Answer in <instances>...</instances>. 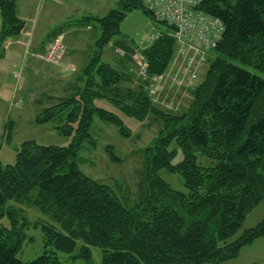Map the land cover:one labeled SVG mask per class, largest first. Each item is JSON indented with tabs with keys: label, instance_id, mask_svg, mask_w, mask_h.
Listing matches in <instances>:
<instances>
[{
	"label": "trees",
	"instance_id": "16d2710c",
	"mask_svg": "<svg viewBox=\"0 0 264 264\" xmlns=\"http://www.w3.org/2000/svg\"><path fill=\"white\" fill-rule=\"evenodd\" d=\"M143 0H119L103 17L86 18L100 25L96 50L81 71L82 86L55 105L42 109L35 119L47 124L66 112L63 125L54 130L72 137L67 147L23 142L14 164L0 163V264H61L58 253L90 258V246L102 252V264H220L238 257L242 248L264 238V219L240 235L247 216L264 200V0H202L200 10L221 20L222 39L208 61L201 82L188 88L191 95L183 109L156 105L148 93L150 78L161 77L176 57L173 28L156 21ZM141 9L161 24L165 32L141 50L147 79L102 60L113 43L127 55L132 49L118 40L126 13ZM0 58L8 38L19 36L25 23L17 16L16 0H0ZM212 52V51H211ZM106 100L122 116L138 123L153 118L161 128L142 149L141 197L125 207L107 185L85 175L77 165L78 153L87 142L94 118L113 125L123 138L130 133L118 114L96 106ZM6 139L11 137L8 121ZM174 144L176 149H170ZM181 161L173 164L177 152ZM105 152L120 162L112 146ZM196 153L215 164L202 167ZM166 170L183 179L185 192L173 190L159 177ZM14 202L34 208L49 222L40 224L44 252L27 263L16 257L28 219ZM39 226V225H35ZM13 238L16 241L12 244Z\"/></svg>",
	"mask_w": 264,
	"mask_h": 264
},
{
	"label": "rangeland",
	"instance_id": "374dc122",
	"mask_svg": "<svg viewBox=\"0 0 264 264\" xmlns=\"http://www.w3.org/2000/svg\"><path fill=\"white\" fill-rule=\"evenodd\" d=\"M231 1L235 2L236 0ZM104 4L105 5H103L100 10V15L98 13L99 17L105 16L109 10L118 7L117 0H105ZM39 7L46 11L48 9L45 0L42 5H39ZM44 17L45 15L43 12L41 20ZM66 21H68V24L63 27V30L68 32L67 38L71 39V44L74 46V49L70 51V55L67 57L69 60L77 62V65H75L77 67V72L72 75L67 73L65 78L61 81L51 82L50 80H46L45 82L40 81L37 85L34 84L35 82L30 84L27 81L24 82L27 70L24 69L21 71L20 63H11L8 65V60L14 58L13 49L11 48L9 51L8 56L10 57L7 58L6 62L7 71L2 77V80H6L9 86H11L10 91H12L16 83H20L23 92L28 88V94L26 96L21 95V97H18L15 100V104L24 107L25 110L14 105L9 112L10 97H0V163L2 166L14 164L21 144L27 140H33L40 145L58 147H67L72 143L71 136L64 137L58 134L53 128L54 126L63 125L65 115L67 114L66 112L57 115L47 124H38L35 122V119L38 116L36 112L38 108H47L57 103L56 100H47V95L63 98L69 97L78 91L79 84L76 80L81 76V69L92 58L94 51L96 50V41L101 36L100 25L96 21L90 20L87 24L83 23L84 19L80 15L68 17ZM88 26L91 27V29L88 28ZM167 30L168 29L164 26L152 20L141 9H133L126 13L125 18L120 25V35L116 36L114 40L125 42V44L132 49L133 54L129 57L130 61H132L134 56L136 60L135 70L140 71L141 67L144 65L142 58L140 57L141 50L149 43V41H146L145 39L143 40L144 36L149 35L154 38L157 33L165 32ZM115 48L112 43L110 46L105 47L102 60L116 68H120L118 62L123 60L121 68L128 67L131 69V62L128 63L125 61V59L128 58H126L127 55H125L120 48L119 51H115ZM4 54L5 50H3L2 53L3 57ZM216 57L217 55L213 51L206 55L205 63L199 72V79L196 83L197 85L201 82L204 76L208 61H212ZM19 59H21V56H19ZM184 63L185 60L183 57H175L165 73L160 77L158 91L154 96L155 98L152 99L160 108H167L166 104L171 103L176 109L180 110L185 108L189 103L191 95L187 93L188 88H178L176 86V78L183 77ZM237 65L264 78V75L254 69L243 67L240 64ZM16 72L21 73L20 78L15 77ZM62 72L60 73H66ZM138 77H140L139 74ZM133 78L134 81L136 75H133ZM24 85L27 86L24 87ZM131 85V87L136 86L135 83H132ZM36 99H39L38 101H40V105L32 103L33 100ZM28 103H32V106L28 105ZM95 104L99 108L118 114L123 121L124 127L131 135L129 138H123L119 135L115 126L105 123L98 118H94L90 129V135L95 141V146H91L87 142L82 145V148L78 153V168L88 177L109 186L125 207H132L141 197V192H139L143 172V157L141 151L156 136L161 128V124L153 118H148L146 121L138 123L132 118L122 116L106 100H97ZM8 121L13 122L11 137L9 140H7L5 136L7 133L5 129L6 125L9 123ZM106 146H112L114 148L115 154L120 159V162L112 163L109 160L105 152ZM170 149H176V146L172 144ZM195 155L197 163L200 166H214L215 163L211 159L203 157L199 153H196ZM181 157L182 156L178 151L173 160V164L180 162ZM158 175L173 190L185 192L183 179L180 175L171 174L166 170L160 171ZM8 205L23 210L19 215L20 223H22V220H20L21 216H25L28 219V225L24 227L23 233L20 236L21 241L16 252V257L23 263L34 261L44 252V233L41 230L40 224L47 223L49 220L34 208H26L14 202H10ZM263 219L264 200L247 216L241 230L235 235V237L240 235L243 230L256 226ZM0 226L8 230L12 228V224L6 216L0 220ZM15 241L16 238H13L11 243L13 244ZM79 246L80 244L77 245V248L71 254L58 253L60 263L102 264V252L98 247H89L90 258L87 260L78 256ZM220 264H264V238L257 239L251 245L242 248L237 258Z\"/></svg>",
	"mask_w": 264,
	"mask_h": 264
},
{
	"label": "crops",
	"instance_id": "0c3cea01",
	"mask_svg": "<svg viewBox=\"0 0 264 264\" xmlns=\"http://www.w3.org/2000/svg\"><path fill=\"white\" fill-rule=\"evenodd\" d=\"M43 1L44 0H16L17 16L25 23V27L19 36L9 38L10 40L7 39L4 49V57L2 56L3 58H0V97H10L8 112L14 107V105L17 106L15 104L16 98L21 97V95L26 96L28 94V88H25L26 90L23 92L20 83H16L12 91H10L11 86H9L6 80H2V77L7 71L6 62L7 58L10 57L8 56L10 49H13L14 58L8 60V65L11 63H20L21 71L24 69L27 70V73L24 77V82L27 81L29 84L35 82L34 84L37 85L40 81H61L63 78H65L67 73L72 75L73 73L77 72V67L75 66L77 65V62H74V60L71 61L67 57L70 55V51L74 49V46L71 44V39L67 38L68 32L63 30V27L68 24V21H66L67 18L73 15H80L83 17V19L99 17L100 10L102 6L105 5V0H45L48 7L46 11L43 10V8L40 9L41 6L39 7V5L43 4ZM118 2L119 0H117V4ZM43 12L45 17L41 20ZM88 22L89 21L87 20L83 21V23L86 24ZM88 28L91 29L89 26ZM56 38H60L63 42L65 54L63 58L57 63H45L42 60V55L45 52L46 45L51 40ZM115 51H117V48H115ZM19 56H21V59H19ZM131 65V69L128 67L127 68L130 69L129 71H131L133 75H136V79L134 81V83H136V81L139 80L137 73L139 70H135L136 60L134 56L131 61ZM60 72L66 73L61 74ZM20 76V72L15 73L16 78H20ZM76 81L79 84L80 89L82 86L81 76L77 78ZM25 86L27 85H24V87ZM63 98L50 95H47L46 97L47 100L56 101H59ZM38 100L39 99L33 100L32 103L40 105V101ZM32 103H28V105L32 106ZM17 107L20 109L23 108L25 110V108L22 106ZM42 109L44 108H38L36 111L37 114H39Z\"/></svg>",
	"mask_w": 264,
	"mask_h": 264
},
{
	"label": "built area",
	"instance_id": "2783aa9c",
	"mask_svg": "<svg viewBox=\"0 0 264 264\" xmlns=\"http://www.w3.org/2000/svg\"><path fill=\"white\" fill-rule=\"evenodd\" d=\"M144 9L159 22H164L173 28L176 41V57H183V77L176 78L178 88L196 86L199 72L205 63L206 55L213 51L222 39L224 26L216 18L202 10V0H143ZM149 35L143 40L152 41ZM63 43L56 38L48 43L42 60L46 63H57L64 54ZM144 64V63H143ZM141 79H147L145 65L138 72ZM148 93L153 98L160 85V77L150 78ZM168 109L177 110L173 104H166Z\"/></svg>",
	"mask_w": 264,
	"mask_h": 264
},
{
	"label": "bare ground",
	"instance_id": "6f19581e",
	"mask_svg": "<svg viewBox=\"0 0 264 264\" xmlns=\"http://www.w3.org/2000/svg\"><path fill=\"white\" fill-rule=\"evenodd\" d=\"M218 19V18H217ZM220 22H221V20L220 19H218ZM222 23V22H221Z\"/></svg>",
	"mask_w": 264,
	"mask_h": 264
}]
</instances>
